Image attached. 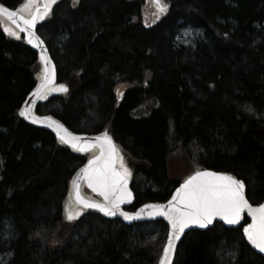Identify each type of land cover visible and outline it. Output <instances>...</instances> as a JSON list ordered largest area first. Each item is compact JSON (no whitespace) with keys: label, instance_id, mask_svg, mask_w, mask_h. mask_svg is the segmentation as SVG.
<instances>
[{"label":"trees","instance_id":"obj_1","mask_svg":"<svg viewBox=\"0 0 264 264\" xmlns=\"http://www.w3.org/2000/svg\"><path fill=\"white\" fill-rule=\"evenodd\" d=\"M24 2L0 0L11 9ZM165 2L166 13L146 22L145 0L56 1L37 32L66 91L34 110L73 133L110 134L130 168V210L168 200L184 176L203 168L242 179L257 204L264 200V0ZM184 26L202 37L179 44ZM37 69V52L0 21L5 264H158L168 232L162 220L127 224L96 211L65 218L71 181L89 154L61 145L20 115ZM124 83L130 86L118 92ZM179 155L191 166L181 179L169 170ZM153 224L158 231L147 229ZM224 248L230 256L221 254ZM173 264H264V257L241 227L216 222L187 233Z\"/></svg>","mask_w":264,"mask_h":264},{"label":"snow or ice","instance_id":"obj_2","mask_svg":"<svg viewBox=\"0 0 264 264\" xmlns=\"http://www.w3.org/2000/svg\"><path fill=\"white\" fill-rule=\"evenodd\" d=\"M159 11H165L166 5L161 3V0H154ZM27 7V5H25ZM47 11V5H45ZM0 12L6 13L9 18H14L17 13L10 12L7 8L0 5ZM39 9H37V13ZM43 19V15L39 16ZM20 19L27 26L24 31L28 32V35L32 37L34 34L31 29L35 26L37 14H33L31 19ZM7 31V29H5ZM12 35H17L13 32ZM39 40L38 37H35ZM32 43V40H29ZM42 43V41H41ZM41 59L47 61V57L41 54ZM50 83L48 70L45 68V75L42 83L35 90V95L40 96L41 91ZM58 91L65 90L61 85ZM20 115L26 118L34 119L35 122H51L55 125L57 134L60 135V139L67 144H71L73 148H77L79 151H86L90 146L88 142L84 144L79 143V137L72 136L64 129L63 125H60L56 121H52L50 117L40 120L39 118L32 117L30 114V108H23L20 110ZM96 142L101 143L103 157L105 149L107 150L109 159L100 164L101 157H95L88 161V164L81 171L83 172L84 179H87L88 186L93 191H99V193L107 201L105 205H99L96 203H90L87 201H81L85 207L100 208L107 215H114L119 210V204L124 199L131 198V192L127 188L126 173L121 175L117 173L111 166V156L115 152L112 145L111 138L108 137L105 132L101 136L96 138ZM79 177V174H78ZM75 183V181H74ZM78 188V185H77ZM77 199L79 200V194L77 193ZM144 209H151L148 215L162 214L168 218L171 223L172 231L168 234V244L164 246V254L160 258L159 264H170L171 253L174 245V239H178L180 233L184 231L190 224H199L202 227L211 222L212 217L221 216L227 223L236 224L241 217V212L247 209L252 216V223L244 227L243 232L247 236V239L251 244L264 252V203L253 207L249 201L245 198L244 184L242 181L235 179L234 177L223 175L220 173H214L210 171H196L193 175L189 176L180 188L177 189L176 194L172 199L168 201L167 211H165L164 205H145ZM144 209L141 210L142 214ZM79 213H77L78 215ZM125 219H132V215L123 213ZM67 219H73V214L67 212Z\"/></svg>","mask_w":264,"mask_h":264},{"label":"water","instance_id":"obj_3","mask_svg":"<svg viewBox=\"0 0 264 264\" xmlns=\"http://www.w3.org/2000/svg\"><path fill=\"white\" fill-rule=\"evenodd\" d=\"M58 1V0H25V2L18 7L17 9H11L3 4L0 3V5H2L4 8H7L10 12H15L17 13V16L14 18H9V16L6 13L0 12V21L2 23L3 29L5 31V29H7V31H5L9 36H11L12 38L18 39L20 35H23L25 40L28 42V44L30 45V47L35 50L38 54L39 57V63H40V70H39V74L37 77V84L36 87L34 88V90L29 94V96L27 97V99L25 100L22 109L23 108H30V114L32 117L35 118H39L40 120H44L45 118L50 117L52 121H56L58 122L60 125H63L60 121H58L56 118L50 116V115H38L37 113H35L34 109L35 106L43 101H46L48 99L49 96L54 95V94H58L61 91L58 90H54V89H58L61 84H57V75H56V66L54 63V60L52 59L48 46L46 44V42L44 41V39L38 34L37 32V25L40 21H42L44 19V17L48 14V12L50 11L51 7L53 6V4ZM25 5H27V7H25ZM45 5H47V11L45 10ZM37 9H39V12L37 13ZM33 14H37V19H36V23L35 26L31 29V31L33 32V36L30 37L28 35L27 31H24V29L27 27L24 23L23 20L20 19L21 17H23V19H31ZM43 15V19H40L39 16ZM17 33V35H12L11 33ZM35 37H38L39 40H36ZM32 40V43H29V40ZM42 41V43H41ZM43 53V55L45 57H47V61H44L41 59V54ZM45 68H47L48 70V75L50 78V83L46 85V87L41 91L40 96H36L35 95V90L38 88V86L42 83L44 75H45ZM65 90H63L62 92L66 91V87L64 86ZM23 117V116H22ZM26 121H28L29 123L38 126V127H42L44 129L49 130L59 141V143L61 145H64L70 149H72L73 151L79 153V154H84L87 153L89 154V158L86 161V163L76 172V174L74 175L72 181H71V185H70V190L68 193V197L67 200L65 202V218L67 219V212H71L73 214V219L82 215L85 212L88 211H96L102 215H104L107 218L110 219H120L122 221H124L127 224H134V223H144V222H151V221H157V220H162L164 221L167 226H168V234L172 231V226L170 221L168 220V218L162 214H156V215H148V212L151 211V209H144L145 205H164L165 206V211H167V205H168V201H170L173 197V195L176 194V191L178 188H180L181 184L184 183V181L191 175H193L195 172L184 176V178L182 179V181L180 182V184L175 188V190L173 191L171 197L163 202H149V203H145L139 207H137L134 210H130L128 209L132 202L134 201V191L131 188V183H130V171H129V166H127L126 163V159L123 158L121 152L119 151V149L116 147L115 143L113 142L112 137L110 136L109 133H107L108 137L111 138L112 141V145L115 149V152L112 154L111 156V166L112 168L117 172L120 173L121 175H124L126 173V179H127V188L128 190L131 192V198L130 199H124L120 204H119V210H117L115 212L114 215H107L104 211H101L100 208H93V207H85L84 203L81 201H87L90 203H96L99 205H105L107 204V201L104 200V197L99 193V191H93V189L91 187L88 186V182L87 179L82 178L83 177V172L81 171L82 169L85 168V166L88 164L89 160H92L95 157H101V160L99 161V163L102 165L104 164V162L106 160L109 159L107 150L105 149L104 151V155L103 157L101 156L102 154V146L101 143L96 142V138L98 136H101L103 133L100 134H88V133H81V134H77V133H73L71 132L69 129L66 128V126L63 125L64 129H67V132L70 133L72 136L75 137H79V143L80 144H84L85 142L89 143V147L87 148L86 151H79L77 148H73L71 144H67L64 143L61 139H60V135H63L64 133L61 132L60 135L57 134V130L55 125H52L51 122H41V123H37L34 121V119H30V118H26L23 117ZM210 171V172H214V173H220L223 175H227V176H231L234 177L235 179L242 181L244 184V194H245V198L249 201V203L253 206L256 207L257 205L264 203V200L257 203V204H252L250 202V200L247 198L246 195V184L244 183V181L242 179H239L238 177H236L235 175L226 173V172H220V171H215L212 169H200L197 171ZM79 174V177H78ZM75 181V183H74ZM78 185V188H77ZM77 193L79 194V200L77 199ZM144 209V211L142 212V214L137 215V213H141V210ZM77 213H79L77 215ZM123 213H128L132 215V219H125ZM71 219V220H73ZM69 220V219H67ZM246 221V222H245ZM216 222L218 223H222V225H224L227 228H242V234H243V238L246 241V243L250 246V248L255 251L257 254L261 255L264 257V252H261L259 249L255 248L251 242H249V240L247 239V236L244 234L243 229L246 225L251 224L252 221V216L249 214L247 209H244L241 212V217L240 220L236 223V224H229L227 223V221L221 217V216H214L211 219V222L208 223L206 226L202 227L199 224H190L188 225V227H186L184 229L183 232L180 233V236L178 239H174V245L175 247L172 250L171 253V262L170 264H173L174 261V257L175 254L177 252V248L179 246V244L181 243L182 239L184 238V236L191 232V231H195V230H199V231H205L209 228H211ZM168 244V235H167V240L165 245ZM164 250V249H163ZM164 252H162L161 257L163 256ZM160 261V260H159ZM159 264V263H158Z\"/></svg>","mask_w":264,"mask_h":264},{"label":"rangeland","instance_id":"obj_4","mask_svg":"<svg viewBox=\"0 0 264 264\" xmlns=\"http://www.w3.org/2000/svg\"><path fill=\"white\" fill-rule=\"evenodd\" d=\"M161 3L166 5V10L162 12L158 10L156 4L154 3V0H145V7L142 16L143 20H145L146 22H151L154 21L156 18L160 17L161 15H163L164 13H166L168 9L167 3L165 2V0H161ZM201 37H202V31L199 30L198 28H194L192 26H184L180 29L176 41L181 45H192L197 39ZM37 71L39 72V69H37L36 72ZM129 86L130 85L126 83L118 85L117 91L121 92L127 89ZM169 170L173 176L181 179L186 173H188L191 170V166L189 163L183 161L182 156L179 155V157L175 156L170 158ZM5 229L10 230V228L6 226ZM147 229H150V231H154V232L159 230L156 224L148 226ZM221 254L224 256H230L231 250L224 248L222 249ZM8 258L9 257L7 254L0 255V264H5Z\"/></svg>","mask_w":264,"mask_h":264},{"label":"bare ground","instance_id":"obj_5","mask_svg":"<svg viewBox=\"0 0 264 264\" xmlns=\"http://www.w3.org/2000/svg\"><path fill=\"white\" fill-rule=\"evenodd\" d=\"M23 106V105H22ZM21 109H22V107H21ZM35 111V110H34ZM36 113V112H35ZM39 115V114H38Z\"/></svg>","mask_w":264,"mask_h":264}]
</instances>
